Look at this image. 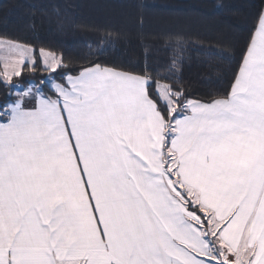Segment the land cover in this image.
<instances>
[{"label": "snow or ice", "instance_id": "1", "mask_svg": "<svg viewBox=\"0 0 264 264\" xmlns=\"http://www.w3.org/2000/svg\"><path fill=\"white\" fill-rule=\"evenodd\" d=\"M176 46L166 74L72 75L0 41V264H264V9L223 95Z\"/></svg>", "mask_w": 264, "mask_h": 264}, {"label": "trees", "instance_id": "2", "mask_svg": "<svg viewBox=\"0 0 264 264\" xmlns=\"http://www.w3.org/2000/svg\"><path fill=\"white\" fill-rule=\"evenodd\" d=\"M262 9L264 0H0V39L62 53L72 75L93 63L169 73L179 39L177 79L207 100L229 89ZM6 92L0 83V101Z\"/></svg>", "mask_w": 264, "mask_h": 264}, {"label": "rangeland", "instance_id": "3", "mask_svg": "<svg viewBox=\"0 0 264 264\" xmlns=\"http://www.w3.org/2000/svg\"><path fill=\"white\" fill-rule=\"evenodd\" d=\"M0 41H9V40H6V39H0ZM18 43V42H17ZM6 55L5 51L3 48H0V60H1V64H2V69L1 71L3 70V57Z\"/></svg>", "mask_w": 264, "mask_h": 264}]
</instances>
